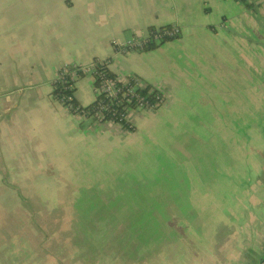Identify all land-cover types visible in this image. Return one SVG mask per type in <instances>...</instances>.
Listing matches in <instances>:
<instances>
[{
  "label": "crops",
  "instance_id": "0c3cea01",
  "mask_svg": "<svg viewBox=\"0 0 264 264\" xmlns=\"http://www.w3.org/2000/svg\"><path fill=\"white\" fill-rule=\"evenodd\" d=\"M172 24L180 35L151 49L119 53L112 43ZM94 58H110L120 81L138 75L166 101L129 110L134 130L75 115L53 96L52 81L63 64ZM95 81L88 74L73 83L81 105L97 99ZM63 118L107 142L165 136L190 120L216 128L215 142L234 148L207 153L208 181L218 176L220 187L203 200L204 246L188 255L198 258L192 264H264V0H0V174L27 173L20 135L32 132L31 120ZM27 206L41 217L35 199Z\"/></svg>",
  "mask_w": 264,
  "mask_h": 264
},
{
  "label": "rangeland",
  "instance_id": "374dc122",
  "mask_svg": "<svg viewBox=\"0 0 264 264\" xmlns=\"http://www.w3.org/2000/svg\"><path fill=\"white\" fill-rule=\"evenodd\" d=\"M192 123L107 142L64 118L31 120L32 132L20 135L27 173L0 174V264L197 262L188 251L204 246L203 200L220 187L218 176L208 181L207 153L230 155L234 142ZM34 199L41 217L27 206Z\"/></svg>",
  "mask_w": 264,
  "mask_h": 264
},
{
  "label": "built area",
  "instance_id": "2783aa9c",
  "mask_svg": "<svg viewBox=\"0 0 264 264\" xmlns=\"http://www.w3.org/2000/svg\"><path fill=\"white\" fill-rule=\"evenodd\" d=\"M180 33V26L172 24L169 27H154L150 29L147 34L143 35H132L128 38H119L114 37L112 43L116 46V51L119 53L129 52L132 50L143 51L147 46L152 43L156 45L164 42L169 37L177 36ZM101 62L92 60L88 64H79V63H69L63 64L60 68L59 74L54 78L52 84L54 85L57 81L65 80V76H68L73 80V83L78 80L83 75H92L95 80L100 79L101 85L97 88V93L104 92L106 97L109 99L111 104L124 105L135 102L134 106L125 107V110L121 112V116L129 123L130 126L133 124L130 122L129 110H151L156 109L164 104L166 97L162 93L153 92L148 90L144 80L135 74L129 75L123 81H120L118 77L116 78H104L99 76L97 71V66L99 63L107 64V61L100 59ZM81 74H79V73ZM100 77V78H99ZM120 81V82H119ZM73 88V84H71ZM150 96H153L149 99ZM74 92L71 94L69 99H74ZM76 99V98H75ZM109 104H102L98 109H88L84 112L74 111V107L71 103H68L66 108L70 110L77 116H80L82 119H94L101 122L113 121L119 125H122L120 121H115L114 118H109L106 120L104 110L108 107ZM81 105H78L76 109H79Z\"/></svg>",
  "mask_w": 264,
  "mask_h": 264
},
{
  "label": "trees",
  "instance_id": "16d2710c",
  "mask_svg": "<svg viewBox=\"0 0 264 264\" xmlns=\"http://www.w3.org/2000/svg\"><path fill=\"white\" fill-rule=\"evenodd\" d=\"M239 1H244L247 2V0H239ZM164 27H169L168 25L162 26V28ZM154 27H152L151 29H153ZM177 36L174 37H169L167 38V40L169 39H173ZM154 45H156L155 43L150 44L149 46H147L145 49H151L153 47H155ZM144 49V50H145ZM101 58H94L95 61L101 62L100 60ZM105 61H107V64H101L99 63L97 66V71L99 73V76L104 77V78H116V75L112 72V70L110 69V62L111 59L110 58H104ZM79 73V72H78ZM81 74V73H79ZM83 76V74H81ZM100 78V77H99ZM120 82V81H119ZM71 84H73V80H71L70 77L65 76V80L63 81H57L54 83V90H53V96L59 100L65 107L68 105V103H71L72 106L74 107V111L76 112H84L88 109H98L100 108V105H104V104H109L108 107L103 111L105 114V118L106 120L109 118H114L115 121H120L122 123V126L124 128L127 129H131L134 130V126H130L129 123L121 116V112H123L125 110V107H130V106H134L135 102L132 103H128V104H122V105H115V104H111L109 99L106 97V94L104 92H101L98 94L97 99L92 102L91 104L84 106L81 105L77 99H69V97L71 96V94L74 92V87L71 88ZM96 84V89L99 87V85H101L100 79H97L95 81ZM75 93V92H74ZM153 96H150L149 99H151ZM78 105H81V107L79 109H76V107ZM105 121V120H104Z\"/></svg>",
  "mask_w": 264,
  "mask_h": 264
}]
</instances>
